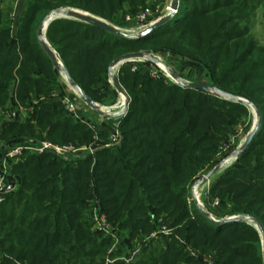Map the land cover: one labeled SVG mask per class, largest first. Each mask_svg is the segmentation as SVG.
Wrapping results in <instances>:
<instances>
[{"label":"trees","instance_id":"trees-1","mask_svg":"<svg viewBox=\"0 0 264 264\" xmlns=\"http://www.w3.org/2000/svg\"><path fill=\"white\" fill-rule=\"evenodd\" d=\"M147 1L26 0L14 35L8 11L0 10V157L5 147L28 140L82 145L93 136L86 119L73 118L59 101L67 93L38 40L42 20L71 8L112 22L120 13L134 15ZM259 9L264 11V0H178L175 16L143 38L56 19L45 40L95 103L117 96L106 84L109 65L144 50L195 62L209 86L256 106L257 134L211 185L209 198L264 229V46L251 33ZM133 65L118 68L129 97L118 147L69 162L26 153L12 165L9 179L17 190L0 201V264H264L261 236L251 224L217 226L188 203L191 185L214 161L231 127L247 117V106L153 78L139 63L132 71ZM5 111L15 112V119L6 121ZM94 209L122 232L116 251L108 252L111 238L91 231ZM160 217L173 231L169 241L153 250L141 242L132 257L136 248H128L154 232Z\"/></svg>","mask_w":264,"mask_h":264},{"label":"rangeland","instance_id":"rangeland-1","mask_svg":"<svg viewBox=\"0 0 264 264\" xmlns=\"http://www.w3.org/2000/svg\"><path fill=\"white\" fill-rule=\"evenodd\" d=\"M172 1L173 0H148L145 6L139 8L138 11L134 15L120 13L115 17V20L112 22H109L107 20L94 16L90 13L88 14L103 20L107 24L118 29L121 33L130 36V35L139 33L140 32L139 29L141 30L142 27L145 28L151 23H153L154 21L158 20L159 18L166 16L169 13ZM11 2L15 3L14 0H11ZM146 10L150 14L149 16L146 17L145 22H138L135 19V16L138 13L145 12ZM127 17H130V19L127 20ZM251 33L253 35V38L257 41V43L261 46H264V11L262 9H259L257 11L252 21ZM140 51H144V50H140ZM151 54H152V58L155 60V63L153 65H146V62L143 60L142 61H132V63L134 64L132 71L136 69L135 63H139L143 65L140 68V70H142L143 73L147 72L153 78L162 77L164 81H166L167 83L176 84L175 81L171 77H169L166 74V72H164L163 68H159L160 66L158 65V63H161L165 65L167 68H169L173 73H175L181 80L185 82H195V83H203V84L209 85L210 83L209 78L205 70H203L195 62L182 59L181 57L171 54L169 52H156V53L151 52ZM115 70L116 69H114L113 71L115 72ZM118 70L115 72L116 76L118 74ZM59 75H60L59 77L60 82L62 83V85L65 86V92L67 93V95H69L71 99L75 101V103L77 104L79 108V116L84 117V119H86L85 122L88 126H92L91 130L93 131V136H92L91 141L88 144H82L79 146L90 145L92 148H96V150L101 149V148L118 147L119 145H111V137L115 131H118L121 137V133L118 128V125H119L120 120L123 118V116L127 112L128 106L124 107L119 112V114H117L115 117L111 119H103L101 116H99L94 111H92L89 107H87L82 102L80 97L68 87L65 81V78L60 73ZM106 84L109 86L110 89L115 90L113 88L112 82L110 81L109 75H106ZM122 100L123 98L119 96V94L117 93V96L114 100H111L109 97H105L103 103H97V104L101 106L100 109L103 112L108 113V114H115L116 112L114 111H116V109L119 110V105L121 104ZM247 110H248L247 117L242 118L240 120V123L231 127V129L228 132V135L226 136L225 144L219 145L220 147L218 149V153L216 154L214 158V161L210 163L209 165H207L198 174L197 179L191 185L190 190H189L188 203L189 204L194 203L196 206L197 204L200 205V207L205 212H207L209 215H211L212 218L217 219V220L239 216V215H230L228 213V209H219L217 206L218 201L211 200L209 198V189L211 185L215 182L216 179H218L223 174V172L228 167H230L235 162L236 159L234 158L231 162L228 161L226 164H224L221 170H219L217 173L209 177L207 180L203 181L202 179L218 163L227 159L230 155L235 153L236 150L239 148V146L243 143L244 139L246 138L249 131L252 129L254 122H255V116H254L252 109L247 107ZM21 112L25 113L24 110H21L20 113ZM99 133L102 134L103 138L98 136ZM68 144L76 145V143L74 144L68 143ZM196 201H197V204L195 203ZM91 214H93V211ZM91 220H92V215H91ZM161 220H162V217L159 218L158 223H160V225L156 226V229L154 232H152L147 237L141 236L140 240L137 243H135L134 246H131L130 248H128L127 252H131V251L133 252L132 249L136 248V250L132 254V257L135 254H137V252L139 251L141 242H147L149 244L148 249L153 250V249L164 248L165 244L169 241L168 240L169 235H171L173 231L171 230V228H169L170 226L168 224L166 225L163 222H160ZM105 223L108 227L104 228L103 231L96 230L95 225L91 224V231L101 233L103 236L111 238L110 240H112V245L108 251L110 253L112 251H116L118 246L122 243V236H121L122 232L118 233L117 228H113L112 225H110L106 219H105ZM262 246L263 244L261 243V255L264 259V247Z\"/></svg>","mask_w":264,"mask_h":264},{"label":"water","instance_id":"water-1","mask_svg":"<svg viewBox=\"0 0 264 264\" xmlns=\"http://www.w3.org/2000/svg\"><path fill=\"white\" fill-rule=\"evenodd\" d=\"M177 8H178V0H173L171 3V6H170L169 13L166 16L159 18L158 20L154 21L153 23H151L150 25L145 27L143 30H141L139 33H137L135 36H127V35L121 33L118 29L107 24L103 20L96 18V17H94V16H92L86 12L76 10V9H71V8H60V9L54 10L53 12H51L49 15H47L42 20L41 24L39 25L38 31H37V36H38V40H39L43 50L45 51V53L49 56V58L53 62L54 68L56 70H58L62 76H64L68 87L71 90H73L77 95H79L82 102L87 107H89L92 111H94L96 114H98L99 116H101L104 119H111V118L115 117L117 114H108V113L103 112L99 108V105L97 103H95L94 101H92L87 95H85L79 89V87L73 82L71 77L68 75L67 71L65 70V68L61 64L60 60L58 59L55 51L50 48L47 41L45 40V31L47 29V26L52 21H54L56 19H72V20L80 21V22H83L86 24H90L96 28H99L101 30H104L106 32H109V33L117 35V36H122V37L130 38V39H139V38H143V37L147 36L148 34L152 33L153 31H155L156 29L160 28L162 25L167 23L169 20H171L175 16V14L177 13ZM142 60L143 61H150L153 64L155 63V60L152 58V54L150 52L138 51V52L127 53V54H124L122 56H119L108 67V75L111 79L113 88L115 89V91L119 95H122L124 98V107L128 106L129 98L126 95L125 91L121 88V86L118 82L117 76L115 75V73L113 74V70L116 69L115 70V72H116L118 70V68L124 63L132 62V61H142ZM158 65L161 66V68H163V70L166 72V74L169 77H171L175 81L176 84L180 85L183 88L195 89V90H198L200 92L209 93V94H212V95L217 96V97L225 98L227 100H231V101L243 104V105L252 109L254 116H255V122H254L252 129L249 131L246 138L244 139L243 143L239 146V148L234 153L235 159H237L246 150V148L249 146L252 139L255 137V135L257 134V132L259 130V127L261 124V117H260V112L257 109V107L254 106L251 102H249L243 98H239V97L229 95V94L224 93V92H222V91H220V90H218L212 86H209L207 84L185 82V81L181 80L175 73H173L165 65H163L161 63H158ZM224 164H225V160L218 163L210 172H208L203 177L202 180L203 181L207 180L209 177H211L212 175L217 173L219 170L222 169ZM195 203L197 204V201ZM197 207L200 210V212L206 218H208L212 224L217 225V226L229 224V223H239V222H247L248 224H251L259 232V234L261 236V241H262V244L264 247V229L257 219L250 217V216H234V217H230V218L217 220V219L212 218L211 215H209L207 212H205L200 207V205L197 204Z\"/></svg>","mask_w":264,"mask_h":264},{"label":"built area","instance_id":"built-area-1","mask_svg":"<svg viewBox=\"0 0 264 264\" xmlns=\"http://www.w3.org/2000/svg\"><path fill=\"white\" fill-rule=\"evenodd\" d=\"M149 14L150 13L146 10L145 12L138 13L135 16V19L138 22H145L146 17L149 16ZM129 19L130 17H127V20ZM143 29L144 27H142L141 30ZM141 30L139 29V31ZM59 101L69 115H71L75 119L81 118L79 116V108L77 104L73 99L69 97V95L60 98ZM21 110L23 109L20 108V111ZM2 115L6 121H11L16 117L15 112L5 111L2 112ZM89 127L92 129V126ZM120 142H121V137L118 131H115L111 137V145H119ZM95 150L96 148H92L90 145L88 146H79V145H70V144L60 145L48 141L34 142L32 140L16 143L11 146L5 147L0 157V201L3 199L4 196L9 195L17 190V184L9 179V172L11 170L12 165L15 164L17 161H19L24 154L26 153L34 154V155L50 154L62 161L67 162L70 160L85 157L87 155H92L95 152ZM91 221L92 224L95 225L96 230L103 231L104 228L108 227L105 223L104 216L98 214L96 209L93 210Z\"/></svg>","mask_w":264,"mask_h":264},{"label":"crops","instance_id":"crops-1","mask_svg":"<svg viewBox=\"0 0 264 264\" xmlns=\"http://www.w3.org/2000/svg\"><path fill=\"white\" fill-rule=\"evenodd\" d=\"M0 0V10H6L11 19V34L14 35L17 31V24L25 9L26 0Z\"/></svg>","mask_w":264,"mask_h":264},{"label":"bare ground","instance_id":"bare-ground-1","mask_svg":"<svg viewBox=\"0 0 264 264\" xmlns=\"http://www.w3.org/2000/svg\"><path fill=\"white\" fill-rule=\"evenodd\" d=\"M137 34V33H136ZM136 34H134V35H130V36H135ZM128 36V35H127ZM159 68H161V66L159 67ZM165 72V71H164ZM114 74V73H113ZM64 77V76H63ZM111 81V80H110ZM119 96H121L122 98H123V96L122 95H119ZM123 104H124V98H123V100H122V102H121V104L119 105V110H118V112L117 113H115V114H119V112L123 109ZM101 106L99 105V108H100ZM235 158V154L233 153L232 155H230L227 159H225V164L228 162V161H232L233 159Z\"/></svg>","mask_w":264,"mask_h":264}]
</instances>
